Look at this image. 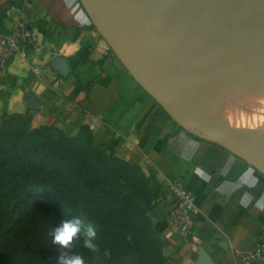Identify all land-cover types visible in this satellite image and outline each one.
<instances>
[{"label": "crops", "instance_id": "crops-1", "mask_svg": "<svg viewBox=\"0 0 264 264\" xmlns=\"http://www.w3.org/2000/svg\"><path fill=\"white\" fill-rule=\"evenodd\" d=\"M24 16L38 51L0 74V120L29 116L32 127L68 134L88 126L96 142L117 138L118 150L162 182L178 178L198 212L181 237L169 223L175 199L163 186L153 219L164 255L174 264L245 263L237 251L264 242V170L179 123L133 79L79 0H0V33Z\"/></svg>", "mask_w": 264, "mask_h": 264}, {"label": "trees", "instance_id": "trees-1", "mask_svg": "<svg viewBox=\"0 0 264 264\" xmlns=\"http://www.w3.org/2000/svg\"><path fill=\"white\" fill-rule=\"evenodd\" d=\"M101 148L86 126L69 135L34 128L26 115L0 120V264H59L73 254L85 264H174L151 216L152 177ZM77 217L78 237L54 243V228ZM89 226L94 248L84 243Z\"/></svg>", "mask_w": 264, "mask_h": 264}, {"label": "water", "instance_id": "water-1", "mask_svg": "<svg viewBox=\"0 0 264 264\" xmlns=\"http://www.w3.org/2000/svg\"><path fill=\"white\" fill-rule=\"evenodd\" d=\"M264 5V0H259ZM99 33L113 43V49L133 79L166 112L176 117L184 127L197 135L215 141L228 151L264 170L257 150L241 148L229 137V129H224L200 115L197 109L171 95L162 92L141 74L138 68L126 57L117 36L119 27L126 29L147 26L152 30L165 31L171 36L178 30L209 43L237 49L239 38L264 39V22L244 17L240 10L232 6H210L201 0H79ZM246 23H242V22ZM230 28L222 34L216 27ZM235 43V44H234ZM236 143V144H235Z\"/></svg>", "mask_w": 264, "mask_h": 264}, {"label": "rangeland", "instance_id": "rangeland-1", "mask_svg": "<svg viewBox=\"0 0 264 264\" xmlns=\"http://www.w3.org/2000/svg\"><path fill=\"white\" fill-rule=\"evenodd\" d=\"M201 1H203V0H201ZM252 1H256V0H244L243 3L240 4V8H245V4H248ZM204 2L210 3L208 1H204ZM211 4H215V5H219V6L221 5V4H217V3H211ZM253 7H250L249 10L253 9ZM256 7L257 6H255L254 8H256ZM249 10L245 9V12H248ZM116 33H117V36H119V38L121 40V48H122V51L125 53L126 57L127 58L130 57L129 60L132 63H134L136 66H138L137 63L133 60L131 52L129 53V50H128L129 46H130V49H132L133 46L136 44H132L134 41L131 40L129 43V46H128L126 36L124 34H122V32H119L118 30ZM157 35H159V38H161L162 41H165L163 39H166V40L170 39L167 41L171 42V36H169V34L166 33L165 31L156 33L155 37H158ZM138 36H141V35L139 34ZM138 36L135 37V40L137 38H140ZM197 38H198V40H199V38L203 39L201 37H197ZM161 39H160V41H161ZM142 40L143 39H141V41ZM137 41H138V39H137ZM156 41H158V40L154 39V40H148L145 42L143 41V43H142L143 47L147 50L146 51L147 56L150 57L151 60L154 58L155 53L157 51ZM203 41L206 44H208L210 46H214V47H211V48L209 47V49L207 48L208 51H206V52H205L206 48L198 50L200 52V53L198 52V54H197V56H199V58L203 54L206 53L207 55H213L215 60H217V59L221 58V56H219V54H217V51H216V53H214L215 50H221V48L227 49V50L229 49L226 47H221V46H217V45L215 46L213 44H210L208 41H206V39H203ZM261 45H263V46H261ZM257 46H258L257 48H252V49H250V51H246V52H239L236 49H229V50H231L230 52H232V54H234L238 57V59L240 61V66H239L238 70L230 71L227 75L224 74L223 72L221 73L222 70H217V69L213 70L212 72L207 71V69H204L206 71L207 75H203L200 72L201 69H199V71H193L191 74H190V72L189 73L186 72L185 76L182 75L183 77L180 75V77H182V79L184 81L181 78H179L178 81H182L184 83L186 81L185 85L186 86L188 85L186 87L187 89L184 88V91H183L184 94H186L187 96L189 94V97L183 96L184 98H190L189 100L191 101V103H189L190 101L187 99V101H186L187 104L194 106L197 109V111L200 113V115H202L203 117L206 116L205 119H207L208 121H213L216 124L220 125L222 128L229 129L230 130L229 135L231 136V138L229 137V139L232 142L235 141L241 148L245 147L244 149H247V150L248 149L249 150L252 149L254 151L257 150L258 151L257 158L259 159L260 163L264 165V129L260 128L263 126L262 122L264 121V71L263 70L260 71V69L258 70V68H260L258 66H260V65H262L263 69H264V58L262 59V62L260 63V65L257 66V68L255 67L256 63H254L257 60H255L254 58H250L251 54H253V53L258 54L259 52L260 53L264 52V43L258 44ZM215 47H218V48H215ZM166 50L169 51L172 49H166ZM201 51H203L204 53ZM240 53H241V55H238ZM160 56H158L159 59H161L163 61H164V59L166 61H169L171 59L170 62L174 60L173 61L174 63H175V61L176 62L177 61H179V62L185 61L184 60L185 58L182 59V57H180V56H177V58H176V56L171 55V54H167V53L165 55L162 54ZM163 56H165V57H163ZM158 57L156 56L157 59H158ZM172 57H175V58L172 59ZM187 58H186V60H189ZM194 58L197 59V57H193V58H190V60H194ZM170 62L164 61V63L167 65H168V63L171 65L172 62L171 63ZM177 64H178V62H177ZM208 70H210V69H208ZM215 72H216V74H215ZM187 74H188V76H187ZM227 80L231 81V83L227 84ZM164 81L167 82L168 84L166 85V83L165 84L157 83L159 86L162 84L161 86L164 88H162L161 86L159 87L157 84L156 85L161 90L168 88L167 90L171 91L174 89L175 86L172 84V82L167 81V80H164ZM182 82H179L180 83L179 86L182 85ZM170 83H171V86L173 88L171 86H169ZM225 84H227L229 86H227ZM164 85H166L167 88ZM185 85L183 84V87H185ZM169 88H172V89L169 90ZM221 89L223 91V94L221 93L222 92ZM182 90H183V88H182ZM187 92H190L192 94L187 93ZM190 95L193 96V98L190 97ZM241 95L244 98L238 99L237 97L238 96L242 97ZM224 96H226V102H224V105L225 104H227V105H226L225 110L221 111V100L223 99ZM247 97H248V99H245ZM249 101H251V102H249ZM192 102L194 104H192ZM238 103H241L240 105H241V107H243V108L238 109V113L241 116H245L247 119H250V121H251L250 123H252V125L247 124V122L244 123L245 121H239V123H238V122H234L232 120H228V119H230L229 116L231 115L230 109L237 106ZM228 113H229V115H228ZM221 114H223V116ZM47 126H53L55 128L60 129L56 125H47ZM244 126L247 128H245ZM86 127H88V126H86ZM251 128H253V129H251ZM89 130L91 131L90 128H89ZM91 133H92V131H91ZM74 134H76V133L69 134V135H74ZM92 137H93L94 143L101 146L102 147L101 149H103L106 153H110L112 151L114 153V155L117 156L118 158L125 160V161H128V162H133L145 176L152 177V182H151L152 187H154L155 190L158 189V193H159L157 198L153 201L154 207H155V204L157 203L160 196L162 194H164L162 182H159L157 180V178L151 173V171H149L147 169V167L142 166V163H141L142 161H138L136 159L135 160L129 159V158H127L126 155L120 153L121 151L118 150L119 141L117 138L109 139V141H107V142H96L93 133H92ZM242 137H243V139H242ZM251 140L257 141L255 147L251 148L248 145H245V144H244L245 146L243 145L244 142L251 141ZM153 210H154V208H153ZM153 210L151 211L152 218H153V215H152Z\"/></svg>", "mask_w": 264, "mask_h": 264}, {"label": "bare ground", "instance_id": "bare-ground-1", "mask_svg": "<svg viewBox=\"0 0 264 264\" xmlns=\"http://www.w3.org/2000/svg\"><path fill=\"white\" fill-rule=\"evenodd\" d=\"M204 1H208L210 3H206ZM243 1L244 0H203L202 2H204L210 6H215V7H218L219 5H215V4H211V3L221 4L220 6L236 7L240 10L241 14L244 17L252 18L255 21H259V22L260 21L264 22V5H262L259 0H256V1H252L248 4H245V8H240V4H242ZM253 6L254 7L257 6V7L254 8ZM250 7H253V9L249 10ZM245 9H248L249 11L245 12ZM242 23H246V22L243 21ZM216 28L222 34H227L231 31L230 28H226V27H222V26L216 27ZM118 31L122 32V34H124L126 36L128 46H129V43L131 40L134 41L132 44H136L133 46L132 49H130V46H129L128 50H129V53L131 52L133 60L137 63L138 66H136L134 63L133 64L137 68L139 67L138 70L140 72L141 71L143 72V73L141 72V74H143V76L145 78H147L158 89H160L159 87L162 84H165V83H166V85L168 84L164 80L172 82V84L175 86L173 90H171L173 88L171 86V83L169 85L172 87V88H169V90H171V91L167 90L168 88L166 85H164V86H166L167 89H162V90L160 89V90L164 93L171 95L172 97H174L176 99H179V100L185 102V103H186L187 99L188 100L190 99V98H184L185 96L189 97V94L187 96L183 92L184 88L187 89L186 87L188 85L187 86L185 85L186 81L184 83L182 81H178V79L179 78L182 79V77H183L182 75L185 76L186 72H188V73L190 72V74H191L193 71H199V69H201L200 72L203 75H207V73L204 69H207V71H211V72L213 70L217 69V70H222L221 73L223 72L224 74L227 75L230 71L238 70V68L240 66V61H239L238 57L236 55L232 54V52H230L231 50H229V49L227 50V49L221 48V50H215L214 53H216V51H217V54H219V56H221V58H219L217 60H215L213 55H207L206 53L203 54L199 58V56H197V54L199 52L198 50L206 48L205 49V52H206V51H208L207 48L209 49V47L211 48L214 46H210V45L206 44L203 41V39L199 38V40H198L197 37H195L191 34H187L186 32L181 31V30L177 31L176 35H174V36L169 35V36H171V42L167 41L170 39H167V40L163 39L165 41H162V39L159 38V35H157L158 37H155V34L159 33V31L152 30L147 26H138V27H135V28L133 27L130 29L119 27ZM139 34L141 36H138ZM137 36L140 37V38H137L138 41H137V39L135 40V37H137ZM141 39H143V40L141 41ZM154 39L158 40V41H156L157 51L155 53L154 58L151 60L150 57L147 56V53H146L147 50L143 47L142 43H143V41L145 42V41L154 40ZM160 39H161V41H160ZM235 43L240 46V47H237V49H236L237 51L246 52V51H250V49H252V48H257L258 44L264 43V39L259 38V37L251 38V36H250V37L239 38L237 41H235ZM261 46H263V45H261ZM215 48H218V47H215ZM166 49H172V50L168 51ZM201 52H203V51H201ZM166 53L174 55V56H176V58H177V56L182 57V59L185 58L184 59L185 61H181V62L177 61L178 62V64H177V62L175 61V63H174L173 62L174 60H173V61H171L172 62L171 65L169 63L167 65L164 63V61L170 62V60H171L170 58H169L170 59L169 61H166L165 59L163 61V60L159 59V57H158L162 54L165 55ZM238 55H241V53ZM156 56L158 57V59L156 58ZM163 57H165V56H163ZM193 57H197V59L194 58V60H190V58H193ZM173 58H175V57H172V59ZM186 58L189 60H186ZM250 58H254L255 60H257L256 62H254V63H256L255 67L257 68V66L260 65V63L262 62V59L264 58V52H261V53L259 52L258 54L253 53V54H251ZM258 67H260V68H258V70L260 69V71H262V70L264 71L262 65H260ZM208 69H210V70H208ZM215 74H216V72H215ZM180 75L182 77H180ZM187 76H188V74H187ZM179 82H182V85L179 86V84H180ZM157 83H159V84L162 83V84L159 86ZM230 83H231V81L227 80V84H230ZM183 84L185 85V87H183ZM227 84H225V85H227ZM227 86H229V85H227ZM162 88H164V87H162ZM182 88H183V90H182ZM221 91H222V89H221ZM187 93H190V92H187ZM221 93L223 94V91ZM190 94H192V93H190ZM190 97L193 98V96H191V95H190ZM237 98L242 99L244 97L238 96ZM245 99H248V97ZM224 102H226V96H224L223 99L221 100V111L225 110V108H226L227 104L224 105ZM249 102H251V101H249ZM189 103H191V101ZM192 104H194V103L192 102ZM240 104L241 103H238L237 106L230 109L231 110L230 111L231 115L229 116L230 119H228V118L227 119L232 120L234 122H238V123H239V121H245L244 123L247 122V124L252 125V123H250L251 122L250 119H247L245 116H241L238 113V109L243 108V107H241ZM221 115L223 116V114H221ZM228 115H229V113H228ZM262 125L263 126L260 128L264 129V121L262 122ZM245 128H247V127H245ZM251 129H253V128H251ZM242 139H243V137H242ZM256 143H257L256 140H251V141L244 142L243 145L245 144V145H248L251 148H253L256 146Z\"/></svg>", "mask_w": 264, "mask_h": 264}, {"label": "built area", "instance_id": "built-area-1", "mask_svg": "<svg viewBox=\"0 0 264 264\" xmlns=\"http://www.w3.org/2000/svg\"><path fill=\"white\" fill-rule=\"evenodd\" d=\"M38 49L33 26L22 16L11 33H0V74L13 60L20 58L25 61L30 51ZM162 184L166 192L175 199L169 223L181 237H190L195 228L194 216L198 212L193 198L178 178L163 177ZM235 256L245 263H264V242H259L254 251H237Z\"/></svg>", "mask_w": 264, "mask_h": 264}, {"label": "clouds", "instance_id": "clouds-1", "mask_svg": "<svg viewBox=\"0 0 264 264\" xmlns=\"http://www.w3.org/2000/svg\"><path fill=\"white\" fill-rule=\"evenodd\" d=\"M82 221L77 218L63 220L57 225L52 232L53 242L61 247H67L74 238L78 237L81 232ZM96 235L95 229L92 226L87 228V236L89 239L84 241L85 246L94 248L95 245L90 239ZM59 264H85L84 258L79 254L61 255L58 257Z\"/></svg>", "mask_w": 264, "mask_h": 264}]
</instances>
